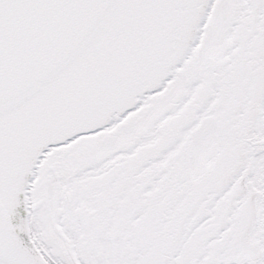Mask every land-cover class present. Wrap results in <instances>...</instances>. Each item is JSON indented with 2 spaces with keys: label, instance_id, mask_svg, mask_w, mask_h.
Here are the masks:
<instances>
[{
  "label": "snow or ice",
  "instance_id": "snow-or-ice-1",
  "mask_svg": "<svg viewBox=\"0 0 264 264\" xmlns=\"http://www.w3.org/2000/svg\"><path fill=\"white\" fill-rule=\"evenodd\" d=\"M0 264H264V0H0Z\"/></svg>",
  "mask_w": 264,
  "mask_h": 264
}]
</instances>
